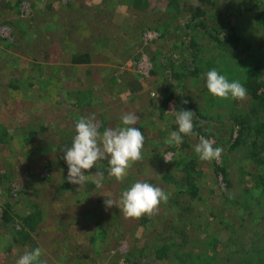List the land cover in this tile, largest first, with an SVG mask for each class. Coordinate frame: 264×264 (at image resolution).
Wrapping results in <instances>:
<instances>
[{
  "label": "rangeland",
  "instance_id": "1",
  "mask_svg": "<svg viewBox=\"0 0 264 264\" xmlns=\"http://www.w3.org/2000/svg\"><path fill=\"white\" fill-rule=\"evenodd\" d=\"M15 1L0 0V132L5 129L11 138V142L0 143V170L15 172L12 177L15 188L22 184L29 185L25 188L24 196L19 197L45 205L47 216L41 222L38 239H41L40 247L47 250V264H98L99 258L105 262L113 258L114 264L117 261L114 257L121 258L129 248L148 247L161 238L165 233L160 231V225L169 218L173 219L175 209L173 204L160 205L158 213L152 217L145 215L139 219L127 218L116 206L106 207L105 198L118 202L124 190L141 181L160 187L173 201V187L169 179L180 174L178 158L198 156L194 147L202 137L196 133L189 136L187 148L164 145L163 141L170 133L178 130L175 128L178 127L175 115L169 111H181L177 103L181 97L171 101L168 109L160 113L158 105L166 96L165 88L168 86V78L172 79V76L163 65L157 66L152 74L153 56L167 61V57L172 54L175 64H184V69L192 61L199 67L198 76L185 78L183 86L191 97L195 111L212 122L211 128L217 132L218 125L214 123H223L227 128L230 113L247 111V101L231 98L223 100L212 96L206 87V74L216 69L229 82L235 80L240 83L242 75L255 66H259L260 73L264 74V30L255 26L254 11H245L236 20L244 41V50L239 48L226 51L217 45L218 48L205 32L200 31L197 33L199 48L196 55L192 56L184 44L186 39H183L185 34L181 28L182 24L187 23L186 18L177 13L173 6H167L165 0H24L20 6ZM191 1H194L193 5L199 3L197 0ZM233 1L214 0L212 3H204V7L201 4L206 11V25L218 31V24L226 8L233 10L232 7L238 4V0ZM258 1L245 0L252 5ZM19 10L24 11L22 13L25 15H17ZM16 19H19L21 29L10 24ZM167 24L172 29L165 32L162 27ZM22 29L29 35L22 36ZM30 31H35V35ZM31 35L32 38L27 39ZM245 45L249 46L246 48ZM81 48L91 52L92 62L78 66L71 64L70 53ZM18 77H22L18 80V86H10L14 83L11 80ZM37 87L42 90L38 91ZM35 89L36 92L32 94L31 91ZM179 90L175 87L170 91L180 96ZM155 92L156 98L153 95ZM26 93L30 97L22 96ZM65 93L71 100L63 99ZM55 102L60 106L54 108L52 104ZM70 105L77 114L81 112L80 117L73 118L72 113H68ZM127 112H134L139 117L137 124L132 127L139 128L144 135L143 159L132 165L122 182H117L109 175V165L100 163L103 160L98 161L92 169L82 170L85 175L102 172L103 189H97L91 177L81 187L69 183L62 149L71 147L76 135V122L81 117L94 115L102 134L108 128L123 127L121 116ZM248 120L251 124L255 121L264 125V112L261 111L253 118L249 116ZM41 122L45 128L40 131L38 127ZM28 130L39 132V135L22 142L23 137L29 135ZM224 131L222 129L220 135ZM252 134V141L254 139L259 148L264 147V126L262 132ZM235 135L233 133L231 139ZM215 136L203 138L212 141L213 147L223 149L221 157L215 162L229 171L235 190L242 195L238 198L240 202L249 196V193L243 192L246 183L252 182L249 171L253 169L264 174V166H252V162L244 159L245 154L240 152L247 151L246 155H249L250 151L257 149L254 150L248 144L229 147L233 141L225 143L223 140L228 138L229 133H225L222 139L225 144ZM37 143L41 145L39 152L34 151ZM201 168L209 176L201 192L203 199L191 203L193 210L190 216H198V222L208 218L212 231L206 232L204 224L195 232L190 230L195 238L194 244L185 247L187 252L207 247L203 244L207 234H215L221 242L219 246L223 247V242L230 238L226 226L229 225L228 229L231 230L232 224L236 222L233 212L237 205L223 213L227 217L223 223L219 222V216H214L218 212L211 210L209 204L220 200L218 186L226 184L221 175H216L218 180L211 182L214 167L210 161L203 162ZM29 171L42 175L49 173L52 179L41 182L39 187L35 183L32 185L26 180ZM59 179L66 180L68 187L55 193V182ZM212 183L214 186H211ZM208 187L213 188V191L210 192ZM88 191L94 194V198L101 197L102 201L89 202L86 199ZM258 201L252 200L253 213L249 215L243 212L246 220L241 222V228L232 237L230 247L235 253L231 259L228 258L226 262L223 255L222 259L213 262L264 264V254L258 253L264 251V197L260 199V205H256ZM216 206L221 207V201ZM108 216L118 219L121 228L119 230L114 227L112 230V224L108 221L101 240L97 239L100 242L98 248L95 246L92 251L90 246L93 242L90 245L89 238L95 231L97 222H94L97 218L102 220ZM4 238L5 234L0 235L1 248L6 246ZM103 240L109 256L98 257L95 252L100 250ZM19 250V253H23L30 249L24 247ZM56 255H62V260L55 262L53 257ZM2 258L0 253V264ZM168 262L156 261L154 264Z\"/></svg>",
  "mask_w": 264,
  "mask_h": 264
},
{
  "label": "trees",
  "instance_id": "2",
  "mask_svg": "<svg viewBox=\"0 0 264 264\" xmlns=\"http://www.w3.org/2000/svg\"><path fill=\"white\" fill-rule=\"evenodd\" d=\"M17 1V2H16ZM15 2L20 6L24 0H16ZM199 3L198 5L194 4V1L191 0H165L164 3L167 6H173V8L179 13L180 15H184L186 18V22L181 25L185 37L183 35V39H186L185 43L189 49V52L192 56L196 55V51L199 48V41L197 38L198 32H205L208 35V38L212 39L215 42V45L222 47L224 50H237L239 48L243 49L244 41L242 42L241 39V31L237 27V19L242 16V13L248 11L252 13L254 11V21L255 26L259 29L264 30V0L258 1V3L252 5L251 2H245V0H238V4H235L232 7L233 10L226 8L225 13L223 14V18L218 24V31H215L213 28H210L206 25L205 14L206 11L203 8L204 3L214 2V0H197ZM234 0L233 2H235ZM203 7H202V5ZM15 5V3H14ZM258 5V6H257ZM256 10H255V9ZM20 11V10H19ZM24 12V11H22ZM21 11L17 14H23ZM25 15V14H23ZM188 18V19H187ZM240 19V18H239ZM238 19V20H239ZM10 24L19 27V19L16 21L11 22ZM163 30H171L172 27L170 25H166L162 27ZM21 29V28H20ZM23 30V35H29V33L25 34V29ZM31 32V31H30ZM31 34L34 36L35 31H32ZM27 37V39L32 38ZM2 38V37H1ZM176 45H178L176 43ZM217 46V47H218ZM249 45H245L247 48ZM177 47V46H175ZM218 47V48H219ZM172 55V54H171ZM169 55L167 57V61L165 58L163 60H158L155 56L152 58V74L155 73L157 66L163 65L168 70H170L172 79L168 78V86L165 88L166 96L161 100L160 104L158 105V109L160 113H163L168 109V106L171 101H175L177 98L181 97V101L177 102L180 105L181 110H188L193 112V131L197 135L209 137L213 135L219 139L220 142L223 144L229 143L230 141L232 144L229 147H238L242 145H249L252 146L251 148L257 149V151H250L249 155H246L247 151H240L244 155V159L252 162V166L256 164V166H264V147H260L257 145L258 143L255 140L251 139L252 133L258 134L262 132L263 124L253 121L249 123L248 118L249 116L253 118V116L258 115L261 111L264 112V74H261L259 70V66H255L254 69L244 73L241 78V84L247 89V111L241 110L238 114L237 113H230V118L227 119L229 122V126L225 128L222 124H217V132L212 130L213 123L208 121L206 117L202 116L199 111H195L193 108V102L191 101V97L189 93L186 92L185 87L183 86V82L185 78L190 77L193 78L198 76L199 74V67L192 61L191 64L186 65L185 69L184 64H175V59ZM70 62L73 65H88L92 62V54L90 51L81 48L80 50H74L70 53ZM197 57V56H196ZM195 57V60H196ZM184 63V62H183ZM187 72V74L185 73ZM262 75V76H260ZM22 77L14 78L12 87L18 86V80H21ZM173 80V81H172ZM179 88L180 96H177L175 93H172L170 90L172 88ZM38 91H41L38 87L36 88ZM31 91L32 94L36 92ZM90 93V92H89ZM186 95V96H184ZM24 98L30 97L29 94H23ZM37 98V96H35ZM64 100H71L70 96H67L66 93L63 97ZM91 100V98H88ZM183 101H187V103H183ZM89 102V101H88ZM87 102V103H88ZM52 106H60L57 102L53 103ZM71 109L68 113H72L73 118H78L81 116V112L78 114L74 110L71 105L69 106ZM70 115V114H69ZM73 120V119H72ZM231 123V124H230ZM44 123L39 124V130H43L45 126ZM222 129L226 130L223 134L221 133V126ZM178 129V127H175ZM3 130V129H2ZM62 129H60V132ZM178 131V130H176ZM29 135L23 137L22 142L29 141L31 136H38L39 132H35L33 130L27 131ZM225 133H229L228 138L223 139L225 137ZM235 133V137L231 139L232 134ZM8 133L4 129L0 132V143L2 141H6V143L11 142L10 136H7ZM182 135L183 143L179 145V148H187L188 147V138L189 136ZM8 138V139H7ZM224 140V142L222 141ZM249 141H252L249 143ZM41 145L38 143L35 145L34 151H40ZM253 150V149H252ZM33 151V152H34ZM37 152V153H38ZM187 157V156H186ZM186 157H179V176L172 177L169 179L170 185L173 187V194L174 198L172 201L168 198L167 203H161V205H169L173 204L175 209V215L172 218H169L164 223L160 225V231L164 232L165 234L158 238V240L148 247H133L129 248L128 251H125L122 257L119 258L117 256H113L117 259L114 261V264H154L156 261H164V263L168 262L169 264H216L215 262L224 255L225 261L227 262L228 258L231 259V256L235 253V250L232 249L230 246L232 244V237L239 228H241V222H244L246 218L243 216V212L246 214L253 213V203L252 200H259L256 205H260V199L264 197V174L261 171H254L253 169L249 171V178L252 179L251 183H246L247 187L245 189L246 193H249L248 198H244V200L239 202L240 195L239 192L235 190V184L232 181L231 175L226 167L221 164H216L215 160L210 161L213 165V170L211 172L212 178L211 182H216L221 175V178L225 181V186H218L219 189V196L220 200L215 203H210L209 206L211 210L213 209L214 212H218L214 216L217 218L219 216V222H224L227 220V217L223 214L227 212L228 209L233 207V205H237L235 213L234 224H232V229H228L229 225L226 226L225 229L228 230L230 238L223 242L224 246H219L221 242L215 234H207V237L203 238V244L207 245L204 249H195L193 251L187 252L185 247H188L189 244H194V236L190 233V230L195 232L197 228H201V225H205V231H212L209 227L210 221L208 218H204L203 220H197L198 216H190L191 210H193L191 203L198 202L199 200L203 199L202 189L206 187V180L208 179L209 173L201 168L203 162L199 159V156L189 155V158ZM104 165L108 164V160H103L102 162ZM15 172H7V170H0V235H6L4 238V244H6L5 248L0 247V253L3 255L2 264H16V261L28 250H25L23 253H19V249L23 250L24 247L33 249L40 247V240L38 236H40L39 230L41 229V222L44 220V217L47 216L45 205L37 204L36 202L29 201L28 199L23 200V197H19L20 195L25 194V188L29 187L28 184H22L20 186L14 187V183L12 180L13 175ZM28 179L26 178L28 183L39 187L40 183L52 179L49 173L46 175H42V173H35L29 171ZM216 175H218L216 177ZM35 176V177H34ZM216 177V178H215ZM205 182L202 185V182ZM68 183L66 180L59 179L55 182V193L61 190H66ZM211 186H214L213 183ZM210 192L213 191V188H209ZM54 191V190H53ZM90 191L86 193V199L96 203H99L101 197L97 196V198L93 197ZM51 199L53 200V194L51 195ZM76 197V196H75ZM94 198V199H93ZM7 199V200H5ZM76 199V198H75ZM22 201L24 205L22 204ZM221 201L222 206L217 208V204ZM88 202V203H89ZM30 203V205H29ZM239 212V214H238ZM220 213V214H219ZM224 215L222 217V214ZM264 214V213H263ZM247 216V215H245ZM264 216V215H263ZM148 217H146L147 219ZM264 218V217H262ZM144 219V221H146ZM149 219V218H148ZM261 219V216L259 217ZM242 220V221H241ZM112 224V230L114 227H117L119 230L121 228V222L114 218V217H104L102 220L97 218L94 223L97 222L95 231L92 232L90 235L89 242L93 244L90 246V249L93 251V248L96 246L98 248L99 243L97 239L101 240V234L104 233L106 229L107 222ZM143 222V221H142ZM240 222V223H239ZM197 223V224H196ZM230 230V231H229ZM189 236H191L189 238ZM5 237V236H4ZM102 245L100 246V250L102 247H105L104 240ZM190 245V246H191ZM193 247V246H192ZM41 248V247H40ZM102 249V251H97L96 256L102 257L109 254V250ZM194 248V247H193ZM42 249V248H41ZM16 250L18 254H16ZM192 250V249H191ZM87 253V252H86ZM263 253V252H258ZM42 257L40 258L43 264H47L46 258L47 257V250L42 249ZM62 255H56L53 257V260L57 262V260H62ZM109 256V255H107ZM87 257V256H86ZM205 259L204 261L202 260ZM85 259V258H84ZM112 260H115L112 258ZM112 260L110 258V262H105L103 259H98V264H112ZM216 260V261H215ZM234 260V259H232ZM232 260L230 262H232ZM262 260V259H261ZM215 261V262H213ZM88 264V263H87ZM92 264V263H89ZM230 264V263H229Z\"/></svg>",
  "mask_w": 264,
  "mask_h": 264
},
{
  "label": "clouds",
  "instance_id": "3",
  "mask_svg": "<svg viewBox=\"0 0 264 264\" xmlns=\"http://www.w3.org/2000/svg\"><path fill=\"white\" fill-rule=\"evenodd\" d=\"M206 87L212 96L223 100L231 98L243 101L247 97V89L243 84L235 80L229 82L225 75L220 74L216 69L207 72ZM153 95L157 97L156 92ZM169 112L175 115V122L178 125V131L171 132L163 141L164 145L171 147L183 143L181 134L195 135L194 114L188 110L173 109ZM138 120L136 113L127 112L121 116L123 127L108 128L101 134L94 115L88 118L81 117L75 124L76 135L71 147L62 149L63 159L68 167V182L81 187L91 177L96 188L103 189L104 174L102 172L85 175L82 170L92 169L98 161L104 159L108 160L109 175L117 182L124 181L132 165L143 159L144 135L139 128L132 127ZM194 151L200 160L212 161L219 160L223 149L213 147L212 141L201 137ZM168 198V194L160 187L137 181L121 193L118 202L112 198H105L104 203L106 207L116 206L127 218L139 219L145 215L149 217L156 215L161 203H167ZM41 255L42 249L37 247L20 256L16 264H43Z\"/></svg>",
  "mask_w": 264,
  "mask_h": 264
}]
</instances>
